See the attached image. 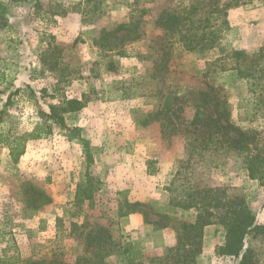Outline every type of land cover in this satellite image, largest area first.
Masks as SVG:
<instances>
[{"label":"rangeland","instance_id":"1","mask_svg":"<svg viewBox=\"0 0 264 264\" xmlns=\"http://www.w3.org/2000/svg\"><path fill=\"white\" fill-rule=\"evenodd\" d=\"M214 4L211 50L189 52L155 24L163 11ZM136 17L138 40L113 51L98 44ZM262 50L264 0H0V261L73 264L102 229L115 242L106 264H124V249L143 264H177L181 225L198 211L175 204L212 187L252 210L261 229L249 245L264 264V174L252 180L244 163L264 160V52L251 62ZM234 51L248 59L238 63ZM210 93L226 100L232 124L256 132L253 143L208 138ZM52 106L64 121H49L51 132L14 164L3 136L31 133ZM214 213L195 264H239L219 252L222 209Z\"/></svg>","mask_w":264,"mask_h":264},{"label":"trees","instance_id":"2","mask_svg":"<svg viewBox=\"0 0 264 264\" xmlns=\"http://www.w3.org/2000/svg\"><path fill=\"white\" fill-rule=\"evenodd\" d=\"M199 18V13L203 12ZM146 10L142 11V14ZM217 13V5L208 10V8H197L190 6L180 8L176 11H163L158 15L155 24L165 28L168 33H176L183 43V47L189 52L211 50L218 44V35L220 31L216 28L215 14ZM142 20L140 17L134 18L130 25H120L114 31H103L98 41L101 47L108 45L110 49L117 50L123 42L127 40H138L141 37L140 26ZM224 26H229V21H224ZM107 38L109 42H104ZM260 51L251 62L258 61L262 56ZM232 57L239 63L245 62L247 56L241 51L232 52ZM239 69V67H238ZM240 74L243 73L240 69ZM210 102L214 103L216 117L204 119L207 125L213 130L210 131L208 138L212 142H216L215 138L221 135L226 137L222 140V144L233 141L237 145H245L253 143L257 137L256 132H246L235 126L230 121V112L226 107V100L217 99L209 94ZM72 110L80 106V102L75 100L70 103ZM49 113L42 114L45 122L38 124L31 133H23L20 135H4V142L9 151L10 158L14 164H17L26 153V146L29 140L38 139L42 134H49L52 130L49 121L55 124H61L64 118L59 114V107L52 106ZM66 112L67 108H60ZM235 134V138L230 135ZM223 147V146H222ZM264 160L258 155L256 157L248 156L244 159L246 170L252 180L259 179L264 174V169L261 167ZM261 163V165H260ZM181 168L176 172L175 178L181 176ZM172 190V189H171ZM222 193V200L216 197V194ZM136 204L131 205V210L136 211ZM175 206L185 209H196L198 215L196 221L192 224H182L181 234L179 236L178 247H176L177 264H195V255L200 251L201 239L200 233L204 228L213 224L214 210L222 209V225L225 229V242L219 248L222 256L240 259L239 264H259L255 250L249 245V240L261 229V226L256 225V217L244 199L241 197H232L227 194L225 189L220 188H196L192 194L186 197L184 202H178ZM147 221V219H146ZM149 222V221H148ZM150 223V222H149ZM102 230V229H101ZM101 230L94 232L90 231L87 234V251L88 255H82L77 258L73 264H106V255L111 251H115V242L112 235ZM110 245L113 247L110 248ZM109 249V250H108ZM124 254L127 258L124 264H143L135 259L129 252L124 249ZM7 263L0 261V264ZM56 264H71L66 261L59 260Z\"/></svg>","mask_w":264,"mask_h":264}]
</instances>
